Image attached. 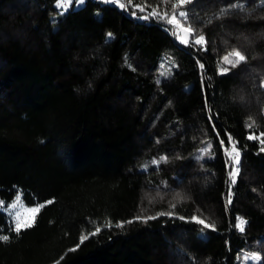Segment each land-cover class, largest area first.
Instances as JSON below:
<instances>
[{
	"label": "trees",
	"instance_id": "obj_1",
	"mask_svg": "<svg viewBox=\"0 0 264 264\" xmlns=\"http://www.w3.org/2000/svg\"><path fill=\"white\" fill-rule=\"evenodd\" d=\"M54 3L0 0V264H264V0H192L196 47L137 18L171 0Z\"/></svg>",
	"mask_w": 264,
	"mask_h": 264
},
{
	"label": "snow or ice",
	"instance_id": "obj_2",
	"mask_svg": "<svg viewBox=\"0 0 264 264\" xmlns=\"http://www.w3.org/2000/svg\"><path fill=\"white\" fill-rule=\"evenodd\" d=\"M56 2V7L57 8H67L70 3H83V0H55ZM111 3L118 4V6L123 9L127 10L129 6L133 5V0H127V3H122L120 0H110ZM163 3L167 4L169 3V0H162ZM192 0H171V11H164L160 12L158 8H152L150 12H147L145 15L138 16L137 18L141 19H156L158 21L164 22L167 25L171 26L168 30L171 31L177 39L180 40L182 44H185L186 46H191V47H196V46H203L206 44V39L203 34H196L197 29H195L191 23L189 22V13L185 9V5L191 4ZM238 5H232L231 7H237ZM137 9L141 13L146 12V7L145 6H140V5H135L133 6L132 14L137 15ZM226 11L225 10H222ZM109 37H111V33L108 34ZM187 36L188 38H185ZM232 57H235L236 59L233 60ZM246 60V57L241 53L239 50H232L229 52L227 55L223 56L221 64H227L230 65L232 68L236 67L239 63L243 62ZM199 63V62H198ZM200 68L203 70L204 65L200 64ZM230 68L228 67H223L218 65V73L219 74H224L228 72ZM251 119V118H250ZM249 128L252 127V124L247 125ZM261 136H264V133H261ZM249 140L253 139H260V142L262 145H264V139H261L260 136H255V135H249L247 137ZM233 138L229 136L228 141L229 144H232ZM221 145H224V141L221 140ZM211 148V145L209 144L207 147L203 149H198V151L201 153V156L204 154H207L209 149ZM261 151H264V147H261ZM231 153L229 155V160L226 161L227 164L230 165V170L228 173L229 176V189H231V186L236 183V177L238 175L239 169L237 165L239 164V152L233 145L231 148ZM234 154V155H233ZM166 157H161L160 160H165ZM160 161L153 160V164H158ZM230 195V193H229ZM17 200L20 199L19 196L16 197ZM47 203H52V201H48ZM229 203H231V199H229ZM44 205H38L35 207H31L28 209V212L31 214L29 219H24L21 220L19 218V213L16 214V222H15V227L14 230L17 234H19L23 229L31 228L35 222V216L36 214L39 213L40 208L43 207ZM9 207H15V205H10ZM174 207V205H173ZM157 215H171V213H158ZM155 216H148V217H137V219H143L145 222L150 219H155ZM191 220L196 222L197 224L203 225L204 229L212 228L215 230V225L206 223L203 219H198L196 216H192ZM133 221H127V223H132ZM246 222L240 218L237 217V223L235 224V227L243 231V225ZM107 226H112L111 224ZM123 223H116L115 227H123ZM101 229L97 227L94 232H91L89 235H95L97 234ZM89 235H81L80 236V242L83 243V241L87 240L89 238ZM9 239V236L7 235H0V241H7ZM78 247V246H77ZM76 249H70V251H75Z\"/></svg>",
	"mask_w": 264,
	"mask_h": 264
},
{
	"label": "rangeland",
	"instance_id": "obj_3",
	"mask_svg": "<svg viewBox=\"0 0 264 264\" xmlns=\"http://www.w3.org/2000/svg\"><path fill=\"white\" fill-rule=\"evenodd\" d=\"M108 2H110V0H108ZM80 4H81V3H75V2H73V3H70V4L68 5L67 8H69L71 5L79 6ZM54 6H55V8H57V7H56V2L54 3ZM67 8H66V9H67ZM57 9H58V10H66L65 8H57ZM174 36H175V35H174ZM185 38H188V37L185 36ZM175 39H176L178 42H180V40L177 39L176 36H175ZM180 43H181V42H180ZM17 196H19V195H16V196L13 198V201H12L8 206L2 208V211H3L4 213H6V214L10 217V219H11L12 223L14 224V226H15V222H16V214H17V213H19V218H20L21 220L29 219L31 214L28 212V209L31 208V207H35V206H26V205H24V204L21 202L20 199H19V200L16 199ZM10 205H15V207H9Z\"/></svg>",
	"mask_w": 264,
	"mask_h": 264
}]
</instances>
